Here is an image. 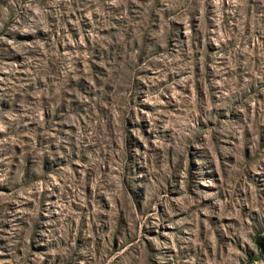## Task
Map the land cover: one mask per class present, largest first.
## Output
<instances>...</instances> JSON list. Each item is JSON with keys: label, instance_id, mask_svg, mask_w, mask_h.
<instances>
[{"label": "rangeland", "instance_id": "1", "mask_svg": "<svg viewBox=\"0 0 264 264\" xmlns=\"http://www.w3.org/2000/svg\"><path fill=\"white\" fill-rule=\"evenodd\" d=\"M0 264H264V0H0Z\"/></svg>", "mask_w": 264, "mask_h": 264}]
</instances>
